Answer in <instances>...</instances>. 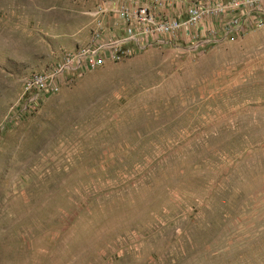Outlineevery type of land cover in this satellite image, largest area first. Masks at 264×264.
I'll return each mask as SVG.
<instances>
[{"label": "rangeland", "instance_id": "obj_1", "mask_svg": "<svg viewBox=\"0 0 264 264\" xmlns=\"http://www.w3.org/2000/svg\"><path fill=\"white\" fill-rule=\"evenodd\" d=\"M93 4L0 0V264H264V15L28 106L23 79L82 46Z\"/></svg>", "mask_w": 264, "mask_h": 264}, {"label": "built area", "instance_id": "obj_2", "mask_svg": "<svg viewBox=\"0 0 264 264\" xmlns=\"http://www.w3.org/2000/svg\"><path fill=\"white\" fill-rule=\"evenodd\" d=\"M264 15V0L221 2L190 0L181 6L173 0H94L89 10V40L63 53L47 70L34 71L22 81L20 100L28 106L55 94L66 74L89 71L129 58L158 43L188 41L214 43L244 23L245 16Z\"/></svg>", "mask_w": 264, "mask_h": 264}, {"label": "crops", "instance_id": "obj_3", "mask_svg": "<svg viewBox=\"0 0 264 264\" xmlns=\"http://www.w3.org/2000/svg\"><path fill=\"white\" fill-rule=\"evenodd\" d=\"M89 13V12H88ZM88 13H87V15H88ZM88 19H89V22H90V17H89V15H88ZM89 27H88V36H86V39H85V41L82 43V46L83 45H85L87 42H88V40H89ZM183 40H185V39H183ZM75 48H77V47H75Z\"/></svg>", "mask_w": 264, "mask_h": 264}]
</instances>
